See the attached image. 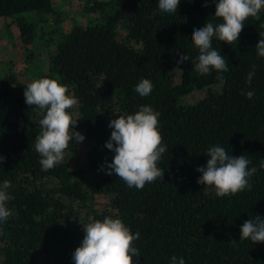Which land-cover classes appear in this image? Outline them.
I'll return each instance as SVG.
<instances>
[{
	"label": "trees",
	"instance_id": "16d2710c",
	"mask_svg": "<svg viewBox=\"0 0 264 264\" xmlns=\"http://www.w3.org/2000/svg\"><path fill=\"white\" fill-rule=\"evenodd\" d=\"M85 1L99 18L62 34L50 73L78 98V124L92 143L85 154L86 173L74 172L69 161L42 171L34 138L42 131L44 113L25 103L27 84L0 80V183L10 181L13 196L8 203L13 215L0 223V264H74L72 253L83 239V211L89 222L119 218L133 234L139 232L135 264H171L173 256L185 264H264V243L239 241L246 220L264 219V169L259 168L264 58L255 47L264 32V11L260 20L245 21L236 45L213 39L229 64L223 95H217L215 73L202 76L194 70L198 49L191 42L192 32L205 22H221L214 17V3L205 7L204 0H181L176 14H161L158 0ZM23 13L54 14L52 1L0 0V18ZM16 22L21 42L30 44L35 24L23 17ZM119 29L125 39H118ZM181 52L189 60L178 65ZM253 65L256 74L248 85ZM142 78L153 83L147 97L134 90ZM249 90L255 91L252 99L243 94ZM193 91L204 95L188 103ZM141 105L160 113L167 150L160 161L163 181L138 190L98 169L114 155L104 147L112 131L109 121L134 114ZM74 130L79 132L77 126ZM77 143L73 138L69 149ZM216 144L233 157L244 154L249 167H257L250 190L217 197L214 188L196 182L201 175L196 168L206 164L207 149ZM98 198L105 202L99 204Z\"/></svg>",
	"mask_w": 264,
	"mask_h": 264
},
{
	"label": "clouds",
	"instance_id": "9594fccd",
	"mask_svg": "<svg viewBox=\"0 0 264 264\" xmlns=\"http://www.w3.org/2000/svg\"><path fill=\"white\" fill-rule=\"evenodd\" d=\"M192 2V0H188ZM215 4L214 17L220 23L205 22L204 26L195 29L191 42L198 49L194 70L202 76L215 73L216 84L213 90L223 95L226 78L223 73L229 71L225 56L213 47V39L228 45L237 44L245 21L249 18L260 20L264 11V0H204ZM181 0H158V11L161 14H176ZM264 28V24H261ZM255 45L257 55L264 58V32ZM189 57L182 52L177 64H183ZM255 66L247 73L246 82L251 85L255 76ZM25 103L39 109L43 114L39 120L42 129L34 143L35 151L41 157L39 163L42 171H48L65 159V152L76 142H83L84 136L74 130L78 118H73L71 109L76 108L79 101L69 93L68 86L57 79H34L23 87ZM141 97H147L153 90V83L142 78L134 89ZM247 99L255 96L254 90L243 93ZM160 113L150 105H141L134 114L119 115L109 121L112 129L104 147L114 153L110 163L100 166L106 175H115L123 180L129 188L142 190L146 184L163 181L164 169L160 167L162 155L167 148L159 129ZM206 164L196 168L201 175L197 183L214 188L217 197L234 196L246 189L250 190V178L257 167H249L251 161L244 155L233 157L219 144L207 149ZM4 157L0 156V168ZM106 165V167H105ZM264 169V159L259 164ZM11 182L0 183V223L6 222L13 212L8 203L13 199L9 193ZM83 239L72 253L74 264H135L134 257H139V249L135 242L139 240V232L133 234L128 226L119 218L105 216L103 220H92L82 227ZM239 241L264 243V219L256 215L246 220L239 229ZM232 243L237 241L229 240ZM171 264H185L182 257H171Z\"/></svg>",
	"mask_w": 264,
	"mask_h": 264
},
{
	"label": "rangeland",
	"instance_id": "374dc122",
	"mask_svg": "<svg viewBox=\"0 0 264 264\" xmlns=\"http://www.w3.org/2000/svg\"><path fill=\"white\" fill-rule=\"evenodd\" d=\"M54 14L23 13L20 16L0 18V80L4 79L10 86L15 83L28 84L34 79L51 78L50 59L55 54L57 43L62 34L69 32L76 26H87L97 21L99 14L87 10L85 0H51ZM98 1V0H96ZM25 18L35 24V35L32 42L24 45L19 38L17 19ZM57 22V23H55ZM126 32L119 29L118 39H125ZM8 78V79H5ZM52 79V78H51ZM178 82V80H177ZM204 93L193 91L188 94L186 101L193 103L203 97ZM73 118H78L75 108ZM77 120V129L82 134ZM83 135V134H82ZM83 142H78L74 149L65 152V159L74 172L86 173L85 154L92 143L85 135ZM52 184L57 186V181ZM99 204L105 200L98 198ZM86 211L80 214V223L86 225L90 217ZM40 262H42L40 260ZM41 264V263H38Z\"/></svg>",
	"mask_w": 264,
	"mask_h": 264
}]
</instances>
